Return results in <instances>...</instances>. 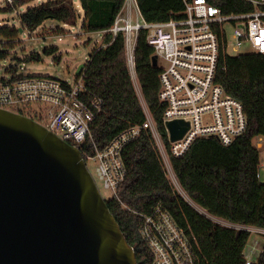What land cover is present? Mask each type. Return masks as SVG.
Wrapping results in <instances>:
<instances>
[{
	"label": "trees",
	"instance_id": "16d2710c",
	"mask_svg": "<svg viewBox=\"0 0 264 264\" xmlns=\"http://www.w3.org/2000/svg\"><path fill=\"white\" fill-rule=\"evenodd\" d=\"M35 5L18 14L23 29L35 30L48 19L76 25L83 18L81 28L86 32L109 29L124 0H14L6 11H14L31 2ZM225 13L246 12L252 9L244 0H209ZM147 21L158 22L184 17L183 0H138ZM17 29L0 28V35L15 39ZM53 51L56 49H52ZM7 52L0 51V59ZM153 47L142 30L136 47V70L142 95L169 146L163 123L164 104L159 100L160 67L153 66ZM29 61L41 57L32 53ZM17 68H10L9 73ZM80 77V76H79ZM89 92L85 97L102 99L100 109L91 124L92 138L81 148L92 152L93 142L105 146L120 132L143 125L146 113L126 62L125 42L121 33H105L103 45L91 54L82 72ZM78 78V77H77ZM216 82L244 106L249 126L245 134L230 145L215 137L198 138L181 157L171 156L172 167L189 198L208 214L231 223L264 227V182L257 178L261 160L260 149L254 139L264 138V54L255 52L231 55L220 53ZM126 176L118 188L119 199L107 201L127 240L133 246L139 264H152L148 249L141 243V220L132 211L148 212L153 205L162 204L176 221L193 233L204 264H245L244 250L250 232L221 225L184 198L169 180L165 164L149 130L127 143L123 152ZM122 203L129 209H124ZM264 264V249L257 263Z\"/></svg>",
	"mask_w": 264,
	"mask_h": 264
},
{
	"label": "built area",
	"instance_id": "2783aa9c",
	"mask_svg": "<svg viewBox=\"0 0 264 264\" xmlns=\"http://www.w3.org/2000/svg\"><path fill=\"white\" fill-rule=\"evenodd\" d=\"M6 1L12 4L14 0ZM244 1L251 10L225 13L209 0H183V18L150 22L143 16L138 0H124L113 25L103 31L123 35L127 66L135 87L139 88L136 47L141 31H147V41L158 56L161 69L158 96L165 107L163 123L165 127L175 120L189 124L183 137L176 141L170 140L166 127L167 146L150 109L144 108L147 119L143 125L127 128L103 147L93 142L92 152L82 153L83 158L85 162L87 159L98 162L99 179L112 191L113 198L120 200L118 188L126 176L124 148L142 130L151 132L169 180L177 191L184 193L171 156H183L198 138L215 137L230 145L247 132L249 121L243 104L216 82L222 49L230 54L228 48L233 47L243 54L241 49L249 44L251 52L264 54V0ZM161 59L163 66L159 65ZM88 94L82 75L72 84L50 76L24 75L17 69L0 77L2 109L27 115L26 109L32 103L45 107L46 118L39 116L36 121L80 150L92 138L91 124L102 104L99 97L87 101ZM257 178L264 182V159L260 160ZM122 207L129 209L124 203ZM132 213L141 220L140 241L150 252L152 264H204L193 233L181 226L162 204L153 205L148 212ZM205 214L221 225L264 236V227L231 223ZM245 264L254 263L247 260Z\"/></svg>",
	"mask_w": 264,
	"mask_h": 264
},
{
	"label": "water",
	"instance_id": "95a60500",
	"mask_svg": "<svg viewBox=\"0 0 264 264\" xmlns=\"http://www.w3.org/2000/svg\"><path fill=\"white\" fill-rule=\"evenodd\" d=\"M188 126L167 122L170 140ZM0 264H139L80 148L1 107Z\"/></svg>",
	"mask_w": 264,
	"mask_h": 264
},
{
	"label": "rangeland",
	"instance_id": "374dc122",
	"mask_svg": "<svg viewBox=\"0 0 264 264\" xmlns=\"http://www.w3.org/2000/svg\"><path fill=\"white\" fill-rule=\"evenodd\" d=\"M44 1V0H42ZM73 1L75 4L79 0ZM37 1L31 2L23 7L16 8L14 11H6L7 1L0 0V28L8 27L10 29H17L19 31L18 37L15 39H8L0 35V51L7 52L8 55L4 59H0V77H5L10 68H17L24 75H40L59 78L62 81L70 84L77 79L76 70L81 64H86L90 59V54L97 48L103 45L104 32H86L81 28L83 18H79L76 25L66 24L57 20L48 19L42 23L35 30H28L22 28L18 14L25 11L28 6L35 5ZM136 20V15H134ZM230 29V39H231ZM56 49V50H52ZM228 51L231 55H237L240 52L233 47H229ZM252 47L246 44L241 53L251 52ZM37 53L41 60L29 61L27 57ZM159 65L163 66L165 63L161 59ZM135 87V84H134ZM140 102L143 108H149L143 95L141 88L135 87ZM26 114L38 118L42 116L46 118L45 107L32 103L26 109ZM38 115V117H37ZM254 145L260 149L261 159H264V138L257 137L254 139ZM86 165L92 174L103 198L108 201L113 198V193L104 187L103 182L99 179L97 167L98 162L94 159H87ZM175 186V185H174ZM176 187V186H175ZM177 189V187H176ZM179 191V190H178ZM184 198H187L186 193L179 191ZM194 207L199 209L202 213L206 211L196 205L191 199L187 198ZM215 221V219H213ZM264 249V236L256 233H251L250 238L244 250V255L247 260L252 263H257L260 254Z\"/></svg>",
	"mask_w": 264,
	"mask_h": 264
},
{
	"label": "flooded vegetation",
	"instance_id": "af4514ba",
	"mask_svg": "<svg viewBox=\"0 0 264 264\" xmlns=\"http://www.w3.org/2000/svg\"><path fill=\"white\" fill-rule=\"evenodd\" d=\"M28 116L36 120V118H35V117H33V116H31V115H28Z\"/></svg>",
	"mask_w": 264,
	"mask_h": 264
},
{
	"label": "crops",
	"instance_id": "0c3cea01",
	"mask_svg": "<svg viewBox=\"0 0 264 264\" xmlns=\"http://www.w3.org/2000/svg\"><path fill=\"white\" fill-rule=\"evenodd\" d=\"M42 1V0H41Z\"/></svg>",
	"mask_w": 264,
	"mask_h": 264
}]
</instances>
